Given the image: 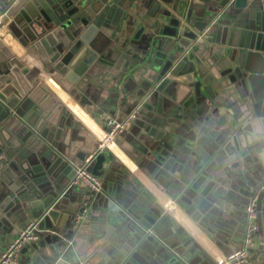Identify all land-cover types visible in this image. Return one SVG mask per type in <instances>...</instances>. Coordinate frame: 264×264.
Listing matches in <instances>:
<instances>
[{"label":"water","instance_id":"95a60500","mask_svg":"<svg viewBox=\"0 0 264 264\" xmlns=\"http://www.w3.org/2000/svg\"><path fill=\"white\" fill-rule=\"evenodd\" d=\"M138 17L141 26L131 34ZM3 26L22 46L43 48L44 67L62 77L77 101L127 40L120 54H133L129 68L134 66L133 76L150 94L142 107L152 96L160 113L167 99L176 116L195 119L206 97L216 98L214 90H231L236 106L218 114L221 135L196 149L197 159L174 198L186 211L197 210L247 179L259 190L261 208L264 187L256 185L251 173L264 169V0H0ZM2 47L0 43V219L12 204L21 216L38 220L42 230H59L69 221L73 225L74 212L89 206L85 196L104 193L107 220L123 231L128 228L136 242L177 228L164 209L124 188L122 180L109 192L86 187L84 196L65 209V200L78 191L79 185L70 181L86 154L91 156L89 170L97 175L106 154L89 146L80 149L79 157L64 154V137L73 126L69 111L38 102L32 95L37 79ZM217 111L213 105L210 112ZM151 120L154 125L145 134L160 139L159 123ZM151 149L167 169L172 147L156 141ZM226 168L233 170L224 174L228 187L215 174ZM52 237L61 240L58 233ZM260 249L258 264H264ZM126 251V260L138 264V246L127 244Z\"/></svg>","mask_w":264,"mask_h":264},{"label":"crops","instance_id":"0c3cea01","mask_svg":"<svg viewBox=\"0 0 264 264\" xmlns=\"http://www.w3.org/2000/svg\"><path fill=\"white\" fill-rule=\"evenodd\" d=\"M146 12L145 9L143 13ZM142 20V17L137 18L131 27V34L141 26ZM141 37L143 39L144 35ZM0 43L3 44L2 50L19 59L37 79L38 84L32 89V95L38 102L45 106L59 105L69 111L73 126L64 137V145H67L64 154L68 155L69 152L71 156L79 157L78 152L82 147H95L98 151L99 145H102L106 154L101 175H98L102 190L109 192L122 180L124 188L131 187L139 198L160 206L177 225L174 230L166 229L152 240L136 242L128 228L123 231L107 220L105 194L89 195L83 199L89 201V211L82 224L74 227L69 221L59 230L44 228L38 240L21 247L20 264H80L86 260L90 264H135L126 260L127 244L137 245L140 249L138 264H220L228 253L242 247L245 205L250 194L259 191L249 180L241 179V187L228 188L215 202L194 209L197 215L193 214L192 209L189 212L183 209L177 203L178 197L174 198L180 189L178 185L182 186L180 180L197 159L196 149L202 147L201 144L210 146L213 138L221 135L222 127L217 125L218 114L230 112L236 106L231 90H214L216 98L206 97L195 114L196 118L186 120L170 111L168 104H165L167 99L162 102L161 112L158 113L156 98L150 96L146 102L148 106L140 109L127 129L108 139L106 119L125 118L145 96L150 95L141 89L133 76L134 66L129 68L134 63L133 54H120L128 40L119 43L121 48L109 57L111 65L104 66L103 71L88 84L87 93H82L78 101L66 89L62 77L44 67L45 54L40 45L22 46L6 26L0 28ZM199 43L209 45L204 39H200ZM134 48H130L129 52H133ZM224 103L230 104V107ZM213 105L218 109L215 114L210 112ZM151 119L159 123L157 131L163 134L160 139L145 134L154 125ZM156 141L167 142L172 147L167 157L171 154L174 156L167 169L154 158L151 147ZM89 156L86 154L85 159ZM225 172L233 174V170L227 168L226 171H215V174L219 179L226 180L224 183L228 187L230 183ZM251 177L256 185H264V169L253 170ZM85 188L79 185L78 191L65 200V209L80 195L84 196L82 190ZM10 205L0 219V257L24 225L33 220L13 211ZM258 223L262 230L256 234L251 254L243 264H258L263 255L260 248L264 249V197L258 210ZM55 233L61 236V240L53 239Z\"/></svg>","mask_w":264,"mask_h":264},{"label":"built area","instance_id":"2783aa9c","mask_svg":"<svg viewBox=\"0 0 264 264\" xmlns=\"http://www.w3.org/2000/svg\"><path fill=\"white\" fill-rule=\"evenodd\" d=\"M142 108V101L139 102L135 109L130 112L125 118L119 119L116 117H108L105 122V131L108 139L123 133L129 122L138 116ZM102 145H99L98 151L103 150ZM91 156L85 159V164L77 167L73 178L70 181L71 185H83L95 192L102 190L100 176L89 170L88 165ZM264 187V185H262ZM258 191L250 194L245 205L246 224L243 237V245L241 248L228 253L223 262L220 264H243L251 254L252 244L255 236L259 231L258 223ZM88 206H84L81 210H77L73 214V226L78 227L82 224L88 214ZM42 229L39 227L38 220L27 222L24 227L17 233L12 241L6 246L0 257V264H20L19 252L21 247L30 241L38 240L41 236ZM80 264H90L87 260L81 261Z\"/></svg>","mask_w":264,"mask_h":264},{"label":"bare ground","instance_id":"6f19581e","mask_svg":"<svg viewBox=\"0 0 264 264\" xmlns=\"http://www.w3.org/2000/svg\"><path fill=\"white\" fill-rule=\"evenodd\" d=\"M107 139V138H106Z\"/></svg>","mask_w":264,"mask_h":264}]
</instances>
